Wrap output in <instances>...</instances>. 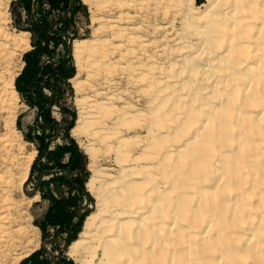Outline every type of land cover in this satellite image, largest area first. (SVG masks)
<instances>
[{
	"label": "bare ground",
	"instance_id": "bare-ground-1",
	"mask_svg": "<svg viewBox=\"0 0 264 264\" xmlns=\"http://www.w3.org/2000/svg\"><path fill=\"white\" fill-rule=\"evenodd\" d=\"M8 1L0 0V60ZM83 1L94 16L128 12L97 18L111 38L72 43L81 94L72 135L90 142L86 187L96 201L71 260L264 264V0ZM146 14L165 17L153 25L164 44L137 33L134 21ZM2 78L0 110L19 98L15 77L5 88ZM102 155L115 169L95 167ZM34 158L17 183L14 167L6 171L0 264H18L35 248L24 226L39 197L27 185Z\"/></svg>",
	"mask_w": 264,
	"mask_h": 264
},
{
	"label": "rangeland",
	"instance_id": "rangeland-1",
	"mask_svg": "<svg viewBox=\"0 0 264 264\" xmlns=\"http://www.w3.org/2000/svg\"><path fill=\"white\" fill-rule=\"evenodd\" d=\"M57 1L58 4L53 7L47 0H9L5 10L6 22L3 29L8 34V38H6L8 40L5 39L7 42L2 41L4 47L3 56L0 60V74L3 76L1 86L4 85L5 88V84L11 82L12 78L15 77V88L19 93V98L6 103L7 108H10L14 113L13 116L8 115L7 108L0 110V193L3 194L1 191L5 187L4 180L8 179L6 171L9 167H14L12 173L17 183L24 172L23 170L30 165V159L34 156L27 185L39 196L38 200L34 201L28 209L24 223L35 248L18 264H74L68 250L83 231L85 221L91 214L96 199L90 193L92 198H89L85 192L70 183L73 179H76V182L83 181L87 191L86 185L92 176L90 170L92 160L84 148L90 142L86 137L78 136L77 139L72 135V130L79 119L77 100L81 95L72 83V80L78 75L72 53V43L74 40L94 39L96 37L102 40L111 38L110 32L102 28V22L97 18L102 16L105 18L102 21L110 20L111 22L118 18L121 12L126 14L128 10L127 7L113 11L111 9V11L97 12V15L94 16V11H91V7L83 0ZM204 2L202 1V3ZM130 13L135 14L136 12L131 11ZM164 21L167 22L162 15L149 16L146 14L139 20L137 19V23L134 21V25L142 27V30L137 31L142 37L151 41H158L160 38L161 43L158 42L159 45H162L165 43L161 40L164 38V33L161 34L159 30V33L154 32L153 25H160L159 23L163 25ZM35 26L39 32L42 29L46 30L50 36L61 34L59 36L61 40L59 42L53 38L41 40L42 44L44 43L48 48L40 49L33 55V57H39L41 60L38 63L40 71L31 69L25 75L23 83L26 90L20 92L17 88V80L25 71L26 55L35 48L33 46L35 38H40L38 31L36 33L31 31ZM108 26H110L109 22ZM176 27L179 28L180 24H176ZM24 32L29 34H24ZM153 49L152 47L151 50L149 48V53H152ZM62 59L68 61L67 69L74 72L69 79H65L67 72L57 71L53 73L46 66L49 64L53 67L57 66ZM125 62L122 61L121 65H124ZM93 70L96 69L93 68ZM90 75L92 79H90ZM90 75L82 72L80 79L94 80V72ZM102 76L104 77L103 71ZM123 82L122 88H129L127 82L125 80ZM142 101L141 108L144 109L147 100L143 98ZM45 107L49 112H46ZM72 122L73 125L71 126ZM67 134L74 139L83 156L71 158L72 153L69 152L71 150H60V145L68 143V138L65 137ZM42 143L46 144L44 153L40 152ZM38 159L39 161L33 170V165ZM71 159L73 165H67V169L73 171L63 170L65 167L63 164ZM97 160L94 161L97 168H104L105 166L109 169H115L116 167L113 159L108 158L107 155H102ZM22 193L27 194L22 189L16 199H20ZM53 197L60 200L69 199L68 201H60L61 205L70 211L68 215L64 213L57 217L48 215ZM85 210H87L86 213L82 214ZM79 220L81 221L79 222ZM77 223H79L77 228L73 229ZM72 229L73 232L70 235ZM66 241H68L67 248H65ZM43 243L44 247H42Z\"/></svg>",
	"mask_w": 264,
	"mask_h": 264
},
{
	"label": "trees",
	"instance_id": "trees-1",
	"mask_svg": "<svg viewBox=\"0 0 264 264\" xmlns=\"http://www.w3.org/2000/svg\"><path fill=\"white\" fill-rule=\"evenodd\" d=\"M20 1H22V0H20ZM50 4H52V6L54 7V6H56L57 4H58V1L57 0H47ZM77 8V7H76ZM76 8H75V10H76ZM26 30H29V29H26ZM31 31H33V32H35L36 33V31H38V29H37V26H35V28L33 29H31ZM38 34L40 33V38H42V39H40V38H35V40H34V42H33V46H35V48L32 50V51H30V52H28L27 53V55H26V59L25 60H27L26 62H27V65H26V68H25V71H24V73L22 74V76L17 80V88H18V90L20 91V92H23V90L25 91L26 89H25V87H24V83H23V78L25 77V75L27 74V73H29V71L31 70V69H34V70H39L40 71V68H39V66H38V63L41 61L40 60V58L39 57H33V55H35V52H37L38 50H40V49H47L48 47L43 43L42 44V41H44V40H48V39H50V38H53L54 40H57V42H59L60 40H61V38L59 37V36H61V34H55V35H52V36H50L48 33H47V31L46 30H41L40 32L38 31L37 32ZM39 36V35H38ZM42 40V41H41ZM67 60H64V59H62L58 64H57V66H52V65H46L47 66V68H49L50 69V71L51 72H53V73H56L57 71H63V73L64 72H67L66 73V78L65 79H69V78H71L72 76H73V74H74V72L70 69H67ZM46 70V69H45ZM46 72V71H45ZM28 89V88H27ZM28 103L30 102V101H27ZM30 104H32L31 102H30ZM42 108V107H41ZM45 110H46V107H45ZM46 112H49V111H47L46 110ZM73 117H74V115H73ZM74 119V118H73ZM72 119V120H73ZM71 126L73 125V122L70 124ZM69 129H70V127H69ZM68 133V132H67ZM65 137H67L68 138V143L66 142V143H64L63 145H60V150H67V151H69V150H71V151H69V152H71L72 153V157L71 158H78V157H81V156H83L82 155V152H81V150L79 149V147H78V145L76 144V142L74 141V139L72 138V137H70L68 134L65 136ZM43 144V146L41 147L40 146V152H42V153H44V149H45V147H46V144L45 143H42ZM73 155H74V157H73ZM40 159V158H39ZM39 159L34 163V165H33V170H34V167H35V165H36V163L39 161ZM63 165H65V167H64V169L63 170H66L68 167H67V165H73L72 164V159L71 160H69L66 164H63ZM62 165V166H63ZM68 170V172H72L73 170L72 169H67ZM70 183L73 185V186H75L76 188H78V189H81V191L82 192H85L86 193V195L89 197V198H92L91 196H90V194L86 191V189L84 188V182L83 181H79V182H76V179H73V180H71L70 181ZM69 199L68 198H66V199H64V200H60V199H54V197H53V203L50 205V207H49V209H48V215H53L54 217H57V216H61L60 214L61 213H64L65 215H68L69 213H70V211L67 209V207H64V206H62L61 205V202L60 201H68ZM68 205V204H67ZM66 205V206H67ZM86 211L87 210H85V211H83V213L82 214H84V213H86ZM82 218H83V215H82V217H81V220H82ZM81 220H79V222L81 221ZM78 224L79 223H77L75 226H74V228L73 229H75V228H77V226H78ZM73 229H72V231H71V233H70V235L72 234V232H73Z\"/></svg>",
	"mask_w": 264,
	"mask_h": 264
},
{
	"label": "water",
	"instance_id": "water-1",
	"mask_svg": "<svg viewBox=\"0 0 264 264\" xmlns=\"http://www.w3.org/2000/svg\"><path fill=\"white\" fill-rule=\"evenodd\" d=\"M46 241H49V240H46ZM42 247H44V243L42 244ZM67 247H68V241H66V243H65V248H67Z\"/></svg>",
	"mask_w": 264,
	"mask_h": 264
}]
</instances>
